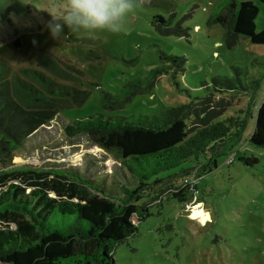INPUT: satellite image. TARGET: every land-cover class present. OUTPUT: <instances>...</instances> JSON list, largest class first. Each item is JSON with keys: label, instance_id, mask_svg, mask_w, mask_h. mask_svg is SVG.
<instances>
[{"label": "rangeland", "instance_id": "374dc122", "mask_svg": "<svg viewBox=\"0 0 264 264\" xmlns=\"http://www.w3.org/2000/svg\"><path fill=\"white\" fill-rule=\"evenodd\" d=\"M221 1L138 0L139 6L127 15L125 31L120 34L65 29L57 40L46 25L52 15L59 17L67 11L68 0H0V59L20 68L32 63L39 50L54 51L78 63L85 71L83 87L91 90L85 103L62 110L28 137L14 152L12 163L16 165L106 177L110 186H115V181L134 185L136 179L122 166L118 152L96 145L86 135H68L67 124L97 113L151 115L210 92L215 100L224 96L231 102L219 119L243 118L250 109L241 141L230 154L220 156L212 170L206 167L205 174L201 171L197 195L209 219L203 222L197 214L191 217V207L171 197L174 189L170 188L178 185L177 190L188 191L189 186L190 191V185L184 183L186 179L192 181L196 170L207 165V155L158 176L161 182L156 187L173 184L160 192L163 206L153 205L152 213L139 223V234L117 247L115 264H264V146L249 140L264 98V78L256 90V82H251L264 72L260 64L264 44L241 36L229 45L222 24L208 22ZM252 1L259 7V31L264 28L263 4ZM157 25L177 33H163ZM18 39L20 45L15 44ZM89 49L99 51L101 58L83 61ZM159 50L185 57V69L177 74L183 90L176 86L171 72L163 73L150 90L136 94L124 106L110 109L101 104V90L117 94L128 80L146 78L152 68L163 65ZM234 66L247 68L241 76L243 86L224 93L210 90L217 75L234 76ZM203 82L210 87L205 88ZM243 154L258 156L260 161L247 165L240 160ZM49 195L55 194L50 191Z\"/></svg>", "mask_w": 264, "mask_h": 264}, {"label": "trees", "instance_id": "16d2710c", "mask_svg": "<svg viewBox=\"0 0 264 264\" xmlns=\"http://www.w3.org/2000/svg\"><path fill=\"white\" fill-rule=\"evenodd\" d=\"M261 2L264 11V0ZM258 14L259 7L252 0H223L208 22L222 24L229 45L241 36L264 44V28L257 31ZM157 29L177 33L159 25ZM99 58V51L89 49L82 60ZM159 58L163 65L152 68L146 78L128 80L117 94L101 90V104L110 109L122 107L136 94L150 90L163 73L171 72L176 86L183 90L177 74L185 69V57L159 50ZM260 64L264 67V60ZM172 67L173 71H169ZM233 69L234 76L213 78L210 90L224 93L243 86L241 76L247 68ZM84 77L85 71L77 62L51 50H39L32 63L20 68L0 59V261L115 264L117 247L139 234V223L152 213L153 205L163 206L160 192L173 184L156 187L161 182L158 176L209 155L207 165L193 175L199 180L189 184L190 191L189 186L188 191L170 186L174 189L171 197L184 202L191 199L194 191L200 192L201 171L206 167L212 170L220 156L230 154L248 125L249 108L243 118L219 119L231 102L224 96L215 100L212 92L151 115L97 113L67 124L68 135H86L96 145L118 152L122 166L136 179L134 185L113 179L116 185L110 186L106 177L97 179L84 177L78 171L12 163L16 149L23 147L38 128L62 110L87 101L91 90L83 87ZM262 78L264 72L259 81L252 79V83L256 82L254 90ZM203 86L210 87L207 82ZM255 118L249 140L264 146V98ZM240 160L247 165L260 161L258 156L244 154ZM50 191L55 195L50 196Z\"/></svg>", "mask_w": 264, "mask_h": 264}, {"label": "clouds", "instance_id": "9594fccd", "mask_svg": "<svg viewBox=\"0 0 264 264\" xmlns=\"http://www.w3.org/2000/svg\"><path fill=\"white\" fill-rule=\"evenodd\" d=\"M138 6V0H68L67 11L59 17L52 15L46 27L57 40L65 29L120 34L125 31L127 15Z\"/></svg>", "mask_w": 264, "mask_h": 264}, {"label": "built area", "instance_id": "2783aa9c", "mask_svg": "<svg viewBox=\"0 0 264 264\" xmlns=\"http://www.w3.org/2000/svg\"><path fill=\"white\" fill-rule=\"evenodd\" d=\"M233 160V156L230 157V161ZM192 181H188L186 179V182L184 184H195L198 182L199 178L198 177H192ZM201 203V200H198V195H197V192L194 191V194L192 195V198L189 199V200H186L185 201V205L187 208H190L191 207V211L194 212V209H192L195 205Z\"/></svg>", "mask_w": 264, "mask_h": 264}, {"label": "bare ground", "instance_id": "6f19581e", "mask_svg": "<svg viewBox=\"0 0 264 264\" xmlns=\"http://www.w3.org/2000/svg\"><path fill=\"white\" fill-rule=\"evenodd\" d=\"M193 209H194V212H193V215L191 217L195 218L194 214H197L198 216H200V219L203 222H206V220H208L209 215L203 210L204 208L202 207V203L195 205L193 207ZM196 219H198V218H196Z\"/></svg>", "mask_w": 264, "mask_h": 264}, {"label": "water", "instance_id": "95a60500", "mask_svg": "<svg viewBox=\"0 0 264 264\" xmlns=\"http://www.w3.org/2000/svg\"><path fill=\"white\" fill-rule=\"evenodd\" d=\"M15 44H16V45H20V44H21L20 40H19V39L16 40V41H15Z\"/></svg>", "mask_w": 264, "mask_h": 264}]
</instances>
